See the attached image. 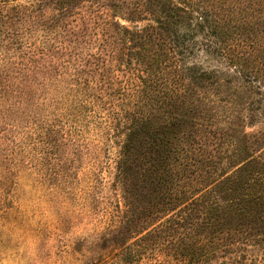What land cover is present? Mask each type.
<instances>
[{
	"label": "trees",
	"instance_id": "obj_1",
	"mask_svg": "<svg viewBox=\"0 0 264 264\" xmlns=\"http://www.w3.org/2000/svg\"><path fill=\"white\" fill-rule=\"evenodd\" d=\"M85 5L109 39L107 67L137 84L117 130L119 179L128 182L139 159L135 135L145 127L165 135L146 162L159 170L161 213L171 210L149 233L162 263L264 264V1L42 0L34 7L49 8L58 22ZM81 27L79 35L89 31ZM249 125L262 127L249 133ZM250 249L263 257L250 259Z\"/></svg>",
	"mask_w": 264,
	"mask_h": 264
},
{
	"label": "rangeland",
	"instance_id": "obj_2",
	"mask_svg": "<svg viewBox=\"0 0 264 264\" xmlns=\"http://www.w3.org/2000/svg\"><path fill=\"white\" fill-rule=\"evenodd\" d=\"M39 1L0 2V264H163L149 233L171 210L146 162L165 135H135L139 159L121 181L117 130L136 81L107 67L109 39L87 5L57 22Z\"/></svg>",
	"mask_w": 264,
	"mask_h": 264
}]
</instances>
